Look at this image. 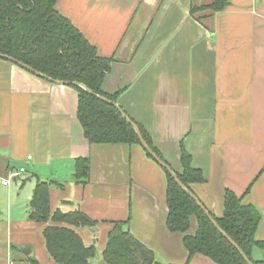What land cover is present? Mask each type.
<instances>
[{
  "label": "crops",
  "instance_id": "0c3cea01",
  "mask_svg": "<svg viewBox=\"0 0 264 264\" xmlns=\"http://www.w3.org/2000/svg\"><path fill=\"white\" fill-rule=\"evenodd\" d=\"M214 1L59 0L56 10L111 61L102 92L118 95L116 103L150 134L165 163L183 174L182 150L189 153L205 178L191 190L211 216L223 217L232 192L260 212L256 237L264 243V0H227L222 11L193 14ZM78 108L73 87L0 57V264H16V255L58 264L44 238L53 226L96 248L90 264H106L116 224L161 264H215L202 255L189 261L185 235L169 230L165 169L140 144H91ZM83 159L87 177L79 176ZM41 184L49 190L50 218L78 210L96 225L34 220ZM197 227L193 219L189 234ZM251 257L264 264V248Z\"/></svg>",
  "mask_w": 264,
  "mask_h": 264
},
{
  "label": "trees",
  "instance_id": "16d2710c",
  "mask_svg": "<svg viewBox=\"0 0 264 264\" xmlns=\"http://www.w3.org/2000/svg\"><path fill=\"white\" fill-rule=\"evenodd\" d=\"M58 1L0 0V55L28 66L41 74V79L69 83L67 85L78 92V119L91 144L141 145L133 127L112 104L100 98L117 102L118 95L109 96L101 90L105 75L111 69V61L98 57L96 48L67 18L58 13ZM226 5L227 0H215L207 7H193L192 12H219ZM135 124L147 145L163 160L150 134L140 124ZM77 164L79 176L87 177L89 161L78 160ZM182 164L184 173L174 172L192 192L190 185L204 183L205 178L201 171L193 168L192 157L185 149L182 150ZM165 172L168 177V228L173 233L185 235L184 246L189 253V261L202 255L215 264H248L199 205ZM32 208V217L39 222L52 221L76 228H92L96 225V222L78 210L68 213L58 210L50 218L49 190L43 184L35 191ZM213 218L252 264H261L251 257L254 248H264V243L256 237L262 216L254 206H244L239 197L227 192L223 217ZM193 219L197 220L198 227L196 233L191 235L189 232ZM44 238L48 252L58 264H90L97 254L95 247L86 248L81 237L70 228L47 227ZM102 257L106 264H161L153 251L124 230L123 224H116L109 234ZM32 264L38 262L33 260Z\"/></svg>",
  "mask_w": 264,
  "mask_h": 264
},
{
  "label": "water",
  "instance_id": "95a60500",
  "mask_svg": "<svg viewBox=\"0 0 264 264\" xmlns=\"http://www.w3.org/2000/svg\"><path fill=\"white\" fill-rule=\"evenodd\" d=\"M1 58H4L20 67H22L23 69L31 72L32 74L39 76V77H43L41 74L35 72L34 70H32L31 68H29L28 66L21 64L19 62H17L16 60L9 58V57H5L0 55ZM49 81L53 82V83H57V84H69V83H65V82H60V81H55V80H51L49 78H47ZM75 85H77L76 83H73ZM81 86V85H80ZM83 87V86H82ZM84 88V87H83ZM102 100L109 102L110 104H112L117 110L118 112L121 114V116L127 121L128 124H130L133 129L135 130L136 134L138 135L139 139H140V143L142 145V147L146 150V152L163 168L165 169L178 183V185L182 188V190L184 192H186L198 205L199 207L204 211V213L208 216V218L210 219V221L212 222V224L218 229V231L220 233L223 234V236L233 245L235 246V248H237V250L242 254L243 258L246 260V262L248 264H252L251 261L248 259V257L241 251V249L239 248V246L233 242V240L231 238H229L225 233H223V231L220 229V227L218 226L217 222L214 220V218L211 216V214L208 212V210L205 208V206L201 203V201L198 199V197L192 193L191 191H189L179 180V178L177 177L176 173L171 169V167L169 165H167L163 160H161L152 150L151 148L147 145V143L145 142L144 138L141 135L140 130L138 129L137 125L132 121V119L124 112V110L116 103V102H112L109 101L105 98L100 97Z\"/></svg>",
  "mask_w": 264,
  "mask_h": 264
},
{
  "label": "rangeland",
  "instance_id": "374dc122",
  "mask_svg": "<svg viewBox=\"0 0 264 264\" xmlns=\"http://www.w3.org/2000/svg\"><path fill=\"white\" fill-rule=\"evenodd\" d=\"M29 256H15V262L16 264H31L30 260H28ZM33 259V258H32Z\"/></svg>",
  "mask_w": 264,
  "mask_h": 264
},
{
  "label": "built area",
  "instance_id": "2783aa9c",
  "mask_svg": "<svg viewBox=\"0 0 264 264\" xmlns=\"http://www.w3.org/2000/svg\"><path fill=\"white\" fill-rule=\"evenodd\" d=\"M28 159L31 160V157H29ZM24 171H25L24 169H21L19 172H14L13 176L19 175L20 173H23ZM2 183H3V185H8L10 183V181L4 180Z\"/></svg>",
  "mask_w": 264,
  "mask_h": 264
}]
</instances>
